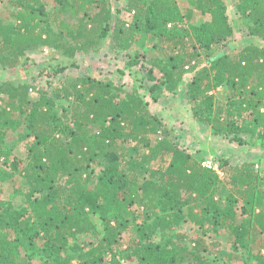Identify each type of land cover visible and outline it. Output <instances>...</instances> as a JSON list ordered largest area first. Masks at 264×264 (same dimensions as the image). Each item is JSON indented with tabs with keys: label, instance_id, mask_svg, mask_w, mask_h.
<instances>
[{
	"label": "trees",
	"instance_id": "trees-1",
	"mask_svg": "<svg viewBox=\"0 0 264 264\" xmlns=\"http://www.w3.org/2000/svg\"><path fill=\"white\" fill-rule=\"evenodd\" d=\"M6 1L13 12L8 23L0 20L4 72L29 70L33 53L45 48L71 60L97 54L111 38L118 57L129 55L135 84L127 90L91 75L62 80L50 92L0 83V264H23L22 251L39 240L50 264H215L222 242L209 241L211 231H224L233 253L264 264V174L254 162L230 166L218 157L228 177L222 181L180 148L146 99L158 102L185 86L194 119L215 136L246 145L247 134L264 144V0L238 5L254 40L238 51L224 0L193 2L210 16L198 27L177 0H127L131 24L112 21V0H54L51 13L43 0ZM156 40L161 57L151 65L131 59L137 44ZM68 69L57 64L50 77ZM222 87L226 100L219 102L213 91ZM22 127L25 160L6 144ZM18 176L25 204L17 208L3 196ZM91 214L101 217L102 233ZM187 220L202 230L191 247L178 231ZM80 234L97 241L81 245Z\"/></svg>",
	"mask_w": 264,
	"mask_h": 264
},
{
	"label": "rangeland",
	"instance_id": "rangeland-1",
	"mask_svg": "<svg viewBox=\"0 0 264 264\" xmlns=\"http://www.w3.org/2000/svg\"><path fill=\"white\" fill-rule=\"evenodd\" d=\"M43 1L46 2L47 10L51 13L54 0ZM194 1L195 0H177L179 9L182 12L186 13L187 10L192 11L193 15L190 23L198 27L208 22L210 16L203 15L199 10L194 8ZM240 2L241 0H224L229 21L234 26L236 33V41L232 45L236 51L254 42L248 34L249 26L246 24L248 21L247 15L242 13L238 8ZM111 5L113 7L114 16L112 21L116 19L115 16H119L121 19L127 21L128 24L134 21L135 15L133 12L128 13L125 11L128 6L127 0H112ZM12 12L13 10L8 5V2L6 0H0V20L8 23L11 21ZM168 28H170V26ZM111 40V38H105L101 41L99 53L92 55L78 54L73 60L60 56V54L48 48L34 52L29 70L27 71H21L18 74H9L4 72L0 67V83H27L49 91L62 80L91 75L106 81L111 80L116 86L132 90L135 81L127 68V62L130 61L129 55L125 53L118 57L117 52L112 50ZM155 44H157V40L149 41L146 48L140 47V45L137 44L134 50L130 52L131 59L137 58L140 65H151L157 57H161V52L159 48L155 47ZM136 51L141 53L136 55ZM57 64L67 65L69 69L62 76L50 77L52 67ZM125 94L121 93V96L125 97ZM213 94L219 102H224L226 100V91L223 87L213 91ZM30 97H37L35 91L32 92L31 90ZM146 99L149 101L148 106L151 111L158 114L163 122L171 129L175 137V142L180 144V148L190 152L193 156L202 161L205 167L210 168L209 166H211L212 169L219 173L222 181L227 182L228 177L219 169L220 161L218 157L226 160L228 162L227 165L230 166L254 162L256 164V169L261 175L264 174V144L255 138L252 139V135L247 134L243 135V139L248 142L246 145L230 143L226 138L215 136L210 127L194 119L192 112L193 106L189 102L187 88L185 86L176 94L162 97L158 102L152 101L150 97ZM22 134H24L23 127L18 130V132L10 131L6 137V144L8 146L14 145L13 154L25 160L28 141L21 137ZM157 141V137H153V146L156 145ZM152 167L155 168L156 164L153 163ZM22 182L21 177H16L15 180L10 183L3 196L4 200L13 202L17 208L25 204L23 195L18 193L23 191L24 187ZM195 211L198 212L197 209ZM183 213L187 215L188 211L184 210ZM239 216V221H241L242 216L240 215V211ZM90 219L96 225L99 232L102 233L104 227L101 217L98 214H91ZM142 222L143 218H140L139 224ZM135 229L136 227L125 234V242L135 236ZM178 231L184 232L187 237L181 244L190 247L192 246L191 240L202 235V230L197 225L195 226L190 220H187L178 227ZM210 233V235H207L209 241L222 242L221 248L217 250L218 256L221 259L215 258V264H255L251 261V257L247 252L233 253L231 251L228 237L224 231H220L219 234L213 233L212 231ZM96 239L97 238L89 234H80L77 241L79 244L84 245L86 243L96 242ZM43 248L44 243L42 240H39L37 246L33 250H23V264H27L29 261L33 264H50L49 255Z\"/></svg>",
	"mask_w": 264,
	"mask_h": 264
},
{
	"label": "built area",
	"instance_id": "built-area-1",
	"mask_svg": "<svg viewBox=\"0 0 264 264\" xmlns=\"http://www.w3.org/2000/svg\"><path fill=\"white\" fill-rule=\"evenodd\" d=\"M211 168V166H209Z\"/></svg>",
	"mask_w": 264,
	"mask_h": 264
}]
</instances>
